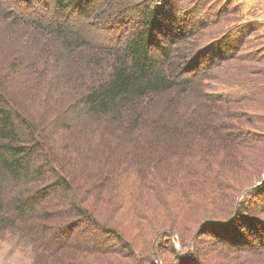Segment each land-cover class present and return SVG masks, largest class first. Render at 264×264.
Segmentation results:
<instances>
[{
  "label": "trees",
  "instance_id": "16d2710c",
  "mask_svg": "<svg viewBox=\"0 0 264 264\" xmlns=\"http://www.w3.org/2000/svg\"><path fill=\"white\" fill-rule=\"evenodd\" d=\"M78 1L55 0L53 16L66 14ZM128 1L129 7L138 2L145 7L141 26L122 49L91 46L79 29L57 19L47 23L23 19L0 2V20L7 23H0V237L13 232L27 240L32 264H117L84 245L68 251L71 258L54 245L55 239L27 225L25 217L36 212L45 192H51L68 205L62 212L106 227L128 249L134 264H167L164 250L173 251L179 264H264V224L241 209L251 202L250 195L238 201L229 224L203 216L192 226L179 217L188 206L200 212L207 198L216 202L220 195L224 200L214 203L218 209L211 211L232 213L233 198L242 189L234 177L241 169L259 165L248 153L264 152V133L235 123L247 115L244 108L232 109L264 99V46L251 44L258 23L249 20L228 31L216 29L214 39L211 31L201 28L213 21L210 13H196L188 28L181 26L201 0L185 6L176 0ZM167 4L169 8H164ZM225 12L223 8L213 15ZM170 35L175 38L172 45ZM187 57L200 79L179 78L188 70ZM7 91L24 94L30 118L8 104ZM169 91L180 92L167 103L170 109L161 107L160 101ZM189 92L192 97L180 105ZM255 119L260 122L264 117ZM77 122L83 126L77 127ZM150 122L156 138L158 133H181L182 140L166 152L158 138L149 141ZM209 136L216 140L212 145L206 140ZM48 137L62 140L48 143ZM121 143L126 144L124 150H119ZM146 150L155 155L154 161L138 162ZM233 150H238L239 161L232 157ZM47 171L51 174L44 182ZM170 195L168 222L155 224L149 230L152 237L138 248L129 239L125 222L131 218L156 222L148 209L154 206L150 201L167 203ZM40 211L37 219L55 214L46 205ZM238 222L241 229H260L258 247L246 241V231L235 228ZM206 226L204 232L221 242L205 245L200 230Z\"/></svg>",
  "mask_w": 264,
  "mask_h": 264
},
{
  "label": "rangeland",
  "instance_id": "374dc122",
  "mask_svg": "<svg viewBox=\"0 0 264 264\" xmlns=\"http://www.w3.org/2000/svg\"><path fill=\"white\" fill-rule=\"evenodd\" d=\"M125 1L122 2L121 0H79L76 5H71L68 8L66 14H63L62 11H60L59 15L53 16V9L56 6L55 0H0L1 5L3 7L7 6L12 14H15L16 16L19 14L23 17V19H36L39 21H44L46 23L57 19L60 22H63L73 28L79 29L82 33V37L88 40L91 46H99L100 48L113 47L115 49H122L125 42L132 39L134 33L141 26L139 24V20H141L142 17L141 9H144L145 7L142 2H138L135 6H131L134 8H131L127 6V3ZM157 1L159 3L162 2V0ZM163 2L166 3L167 0H163ZM190 2H192V0H176V3H179L180 6L188 5V3ZM105 5H110L111 8L104 7ZM169 5L170 4H167L166 6H164V8H169ZM220 7H223L225 9V14H221V16H214L213 13L217 15L222 11L223 8L219 9ZM4 10H2V13H4ZM97 11L101 12L98 14L96 13ZM196 13H201L205 15H208L210 13L209 18H212L213 21L207 22L209 26H201V28H203V31L205 32L211 31V35H215L217 30L219 32L228 31L229 28L233 25H236L238 23H244V21L254 20L255 23H258L259 29L251 33V44H257L260 47L264 46V0H201L199 2L198 9L197 7H194L189 13H187V18L183 20L181 26L188 28L189 24L191 23V20L193 21L192 17ZM0 23L4 25L6 21L0 20ZM245 32H247L246 29ZM217 37L218 35H215L214 39H216ZM173 39L175 38H172V36L170 35V45L174 43ZM28 40L30 42V39ZM6 43L7 42L5 41L4 44ZM21 47L22 44L20 43L16 47V49ZM28 47L30 46L28 45ZM262 51L264 53V49H262ZM192 63L189 64L188 57L185 59L184 64L186 66L189 65V67L188 70H186L185 72L181 71L179 73L180 79H200V75L196 74V70H192ZM213 69L215 70L216 67H213ZM217 72H220V70H216V73ZM210 77L211 76H209L208 79H210ZM209 82L213 85H216V81L214 80H209ZM206 83H208V81H206ZM196 84L197 83L193 84L194 87L197 86ZM177 93L180 92L169 91L163 96H161V107L165 106L166 108L170 109V107L167 106V103L173 100L176 96L175 94ZM19 94H17V92L15 91H7V102L15 111L20 113L22 116L30 118V116L28 115L29 110L24 104V99L22 96L24 94L22 92ZM191 95L192 92H189V94H185L180 100V105H183L185 102H188V99L192 97ZM263 101L264 99H262V101L259 103H257V101L253 103H246L244 104V106L233 105L232 109L234 110L238 109V107L244 108L242 110H244L247 115V117L244 116L245 118L243 117L242 120H234L235 123L250 127L252 129L259 128V131H262L264 133V119H262L260 122L255 119L256 117H264ZM165 117L169 116L165 115ZM76 126H83V123L77 122ZM147 126L151 130L148 137L150 141L154 139V134L156 131L152 130V128H155L153 122H150L149 124H147ZM157 138V144H160V148H163L167 152L168 150H171L173 147H176L178 145L177 142L179 140H182V134L174 133L173 136H167L166 133H158ZM157 138L155 137V139ZM59 140L57 141L54 137H48L47 142L50 143L53 141L54 144L58 143ZM206 140L208 143H210V145H212V142L216 141L212 136L207 137ZM67 148L70 149V147L68 146ZM125 148L126 144L121 143L119 145V150H124ZM142 154L143 156L138 155V162L147 163L150 161H154L155 155L152 154V152L146 150L145 152H142ZM248 155L252 160H258L259 165L256 166V168L249 166L245 169H241L240 171H238L237 176L234 177L236 180H238L235 183L237 184V186L240 184L239 187H242V189L233 198L234 203L232 213H230V210L228 212H225L226 214H213L220 212L211 211L218 209V206L214 203H220L222 202V200H224L223 196L220 195V201L218 200L216 202H214L215 200L213 199L207 198L206 201L203 203V205L205 204L204 209H200V212L194 213V209L188 206V209H185L183 213L179 215V217L185 219L188 224H191L192 226L197 225L201 221L200 217L203 216L205 217V219L209 217H213L212 219L214 220L225 219L226 223L229 224L233 219L231 218V216L236 210L235 208H237L240 203L238 201H240L242 196L246 197L247 195H250L247 199H251V202L245 203L243 199V203L245 204H243V207L241 206L242 208H240L244 212H246L248 216H251L252 219L255 217L259 223L262 222L264 224V208L262 207V205L264 206V152L259 153L254 149L251 150ZM232 157L239 161L240 155L238 154V150L232 151ZM77 158L78 157L74 159L76 160ZM233 172L234 171H231L229 174H232ZM50 174L51 171H47L44 174V182L49 179ZM76 178L79 177L76 176ZM255 190L256 192H254ZM46 193L47 192H45V197L40 201L36 212L34 214L32 213L26 216L24 219L27 225L31 226L34 232L45 236V238L55 239L56 242L53 241L54 245L61 247V249H63L64 252L68 253L71 258H74V256H72L68 251H71L75 247L77 248L78 246L84 245L96 248V250L99 251V253L97 254L99 258L107 255L108 257H111L112 260H115L117 264H134L135 261L129 254L128 249L126 247H123L122 245L120 246L118 239H116V237L111 234L108 229H106V227L105 229H103L102 227H98L94 224L88 225V222L81 221L74 215L69 214V212H62V208L68 207L66 202H64L62 199H59L58 195L52 194L51 192H48L47 194ZM151 199L156 200L155 198ZM171 199L172 196L171 198H169V202L166 203L163 201V204L159 202L150 201V204L154 206L148 207V209L152 212L153 217L156 219V222L153 223L150 221V219H137L139 221H136V218H131L130 221L125 222L128 225L129 239L132 240V242H134L138 248L141 249V245H143L144 241L152 237L151 234H149V230H152L155 224L159 222H168V218L171 212L170 206L172 205ZM235 204L238 205L236 206ZM45 205L49 208V210L55 212V214L50 216L49 219H42L40 216V218L37 219L35 217L36 214L39 215V213L41 212L40 208ZM208 210H210L211 214L208 213ZM176 212L177 210L175 209V213ZM229 213L230 215L228 216ZM116 214H119V212H117ZM257 218L262 219L259 220ZM259 223H257V226H259ZM234 225H236V223H234ZM239 225L240 222L237 223V226L235 228H240ZM143 229L145 230L140 231ZM206 229H209L208 226L204 227L203 230H200V233L203 231V234H201L200 237L202 240H204L205 245L209 246L214 244V242H221H218V240L221 239L218 238V236L211 234L210 232H207L206 234V232H204L206 231ZM253 229L249 228L248 230V228L244 227L241 230H243L244 232L246 231L247 233L245 234L247 238L246 241L253 243L254 247H258L256 242L259 240L258 237L260 236L261 231L257 227ZM224 232L227 233L226 229L224 230ZM8 234L9 235L5 238L0 237V264H32L31 244H29L27 240H21L18 237H15L17 235L13 232H9ZM174 243L177 247L181 246L178 241H175ZM225 244L234 247L232 243L227 242ZM172 252L164 250L162 252V255L163 257L169 259L167 261V264H179V261L174 259V254ZM91 260H93L94 263H100V260H96L95 258H92ZM103 264L112 263L105 262ZM142 264L149 263L148 261H144Z\"/></svg>",
  "mask_w": 264,
  "mask_h": 264
}]
</instances>
